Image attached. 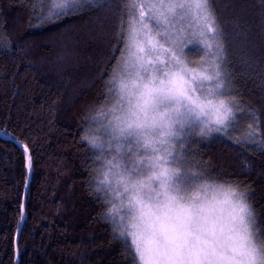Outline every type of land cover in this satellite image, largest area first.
Listing matches in <instances>:
<instances>
[{"label":"trees","instance_id":"1","mask_svg":"<svg viewBox=\"0 0 264 264\" xmlns=\"http://www.w3.org/2000/svg\"><path fill=\"white\" fill-rule=\"evenodd\" d=\"M47 1L0 0V264H15L22 210L17 264H137L96 183L87 136L113 99L131 0L60 11ZM207 1L223 45L222 97L243 116L194 157L241 194L264 241V0Z\"/></svg>","mask_w":264,"mask_h":264},{"label":"rangeland","instance_id":"2","mask_svg":"<svg viewBox=\"0 0 264 264\" xmlns=\"http://www.w3.org/2000/svg\"><path fill=\"white\" fill-rule=\"evenodd\" d=\"M76 1L47 5L60 11ZM130 4L111 105L87 129L100 158L96 183L116 227L137 264H264L245 199L207 178L203 159L194 157L243 116L222 97L223 45L208 1Z\"/></svg>","mask_w":264,"mask_h":264},{"label":"water","instance_id":"3","mask_svg":"<svg viewBox=\"0 0 264 264\" xmlns=\"http://www.w3.org/2000/svg\"><path fill=\"white\" fill-rule=\"evenodd\" d=\"M28 174H29V169H28ZM28 183H29V178H28V181H27V184H26V188H25V191H24L23 200L25 199V196H26V193H27ZM23 215H24V211L22 210L21 222H20V225H19V228H18V231H17L16 237H15V251H16V260H15V264L18 263V260H17V241H18L19 232H20V230H21V226H22Z\"/></svg>","mask_w":264,"mask_h":264}]
</instances>
